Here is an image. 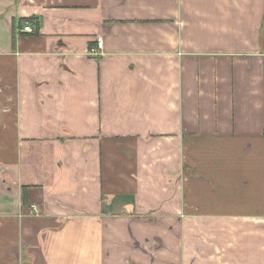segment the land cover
Returning <instances> with one entry per match:
<instances>
[{
  "label": "crops",
  "instance_id": "obj_1",
  "mask_svg": "<svg viewBox=\"0 0 264 264\" xmlns=\"http://www.w3.org/2000/svg\"><path fill=\"white\" fill-rule=\"evenodd\" d=\"M64 252L264 264V0H0V264Z\"/></svg>",
  "mask_w": 264,
  "mask_h": 264
},
{
  "label": "rangeland",
  "instance_id": "obj_2",
  "mask_svg": "<svg viewBox=\"0 0 264 264\" xmlns=\"http://www.w3.org/2000/svg\"><path fill=\"white\" fill-rule=\"evenodd\" d=\"M79 223V227L83 224L82 221H78ZM85 234V233H84ZM85 241L81 242V245H93V240L91 239V237L87 236V234H85ZM56 251H57V246H55ZM61 251H63L62 247H61ZM69 253V252H68ZM66 252L62 253V254H58L55 255L57 264H64V263H71V264H76L79 262V260L75 257H72V255L68 254Z\"/></svg>",
  "mask_w": 264,
  "mask_h": 264
},
{
  "label": "built area",
  "instance_id": "obj_3",
  "mask_svg": "<svg viewBox=\"0 0 264 264\" xmlns=\"http://www.w3.org/2000/svg\"><path fill=\"white\" fill-rule=\"evenodd\" d=\"M23 31L32 33L33 32V28L30 25H26L23 28ZM103 50H104V42L100 39L97 42V46L93 47V48H91L89 50V55H91L93 57H100V56L103 55ZM33 209H36V207L33 206Z\"/></svg>",
  "mask_w": 264,
  "mask_h": 264
}]
</instances>
